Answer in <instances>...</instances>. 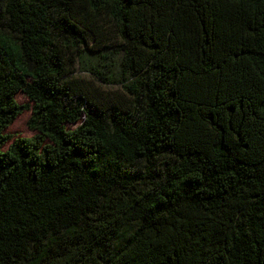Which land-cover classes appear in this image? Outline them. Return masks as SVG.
<instances>
[{"label":"trees","instance_id":"16d2710c","mask_svg":"<svg viewBox=\"0 0 264 264\" xmlns=\"http://www.w3.org/2000/svg\"><path fill=\"white\" fill-rule=\"evenodd\" d=\"M0 264H264V0H0Z\"/></svg>","mask_w":264,"mask_h":264},{"label":"rangeland","instance_id":"374dc122","mask_svg":"<svg viewBox=\"0 0 264 264\" xmlns=\"http://www.w3.org/2000/svg\"><path fill=\"white\" fill-rule=\"evenodd\" d=\"M80 76H85L87 74H81L78 72ZM86 79H89V76H86ZM88 84H91V82L87 81ZM17 101L21 106H29L28 109H26L12 124V126L5 132L6 135L11 136L13 139L8 144V146L5 148V150L16 140L20 138H32L36 135L35 132L31 131L28 123L32 117V108L33 104L23 95L20 94L17 96ZM78 125H67V130H73Z\"/></svg>","mask_w":264,"mask_h":264}]
</instances>
